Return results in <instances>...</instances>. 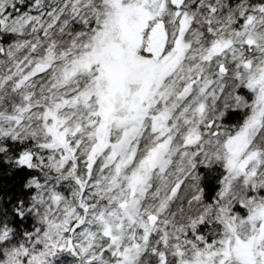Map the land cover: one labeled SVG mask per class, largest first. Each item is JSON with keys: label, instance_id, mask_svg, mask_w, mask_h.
<instances>
[{"label": "snow or ice", "instance_id": "1", "mask_svg": "<svg viewBox=\"0 0 264 264\" xmlns=\"http://www.w3.org/2000/svg\"><path fill=\"white\" fill-rule=\"evenodd\" d=\"M62 256L264 264V0H0V264Z\"/></svg>", "mask_w": 264, "mask_h": 264}, {"label": "trees", "instance_id": "2", "mask_svg": "<svg viewBox=\"0 0 264 264\" xmlns=\"http://www.w3.org/2000/svg\"><path fill=\"white\" fill-rule=\"evenodd\" d=\"M210 192H211V188H210ZM58 264H71V257H69V256H62L58 260Z\"/></svg>", "mask_w": 264, "mask_h": 264}]
</instances>
